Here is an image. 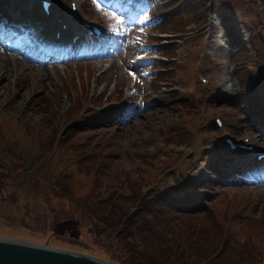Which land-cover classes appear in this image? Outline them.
Here are the masks:
<instances>
[{
	"label": "rangeland",
	"instance_id": "1",
	"mask_svg": "<svg viewBox=\"0 0 264 264\" xmlns=\"http://www.w3.org/2000/svg\"><path fill=\"white\" fill-rule=\"evenodd\" d=\"M70 1L53 0L48 19L71 17L80 29L97 23L100 40L43 60L0 39V238L116 262V242L94 232L76 199L85 205L139 183H193L223 135L264 151V127L243 104L264 105V0H163L154 12H168L164 27L139 11L144 0H72L74 11ZM9 2L41 12L39 0ZM225 17L246 45H227ZM159 55L170 58L162 64ZM238 167L249 175L205 183L202 203L220 230L216 247L228 239L237 264H264V173Z\"/></svg>",
	"mask_w": 264,
	"mask_h": 264
},
{
	"label": "trees",
	"instance_id": "2",
	"mask_svg": "<svg viewBox=\"0 0 264 264\" xmlns=\"http://www.w3.org/2000/svg\"><path fill=\"white\" fill-rule=\"evenodd\" d=\"M153 4L156 2L152 7ZM168 18L167 12L156 26L164 27ZM226 35L231 38L232 47L237 48L241 43L239 35L230 28H226ZM158 62L164 63L162 59ZM235 73L242 76L244 68L236 65ZM245 83V88L252 87V82ZM228 178V173L215 166L212 175L191 186L139 183L128 192L114 189L109 196H94L93 200L84 201L85 205L76 199V206L88 217L96 234L114 239L116 247L110 256L118 264H237L239 259L227 254L231 244L228 239L216 247L220 230L201 201L207 194L203 184Z\"/></svg>",
	"mask_w": 264,
	"mask_h": 264
},
{
	"label": "water",
	"instance_id": "3",
	"mask_svg": "<svg viewBox=\"0 0 264 264\" xmlns=\"http://www.w3.org/2000/svg\"><path fill=\"white\" fill-rule=\"evenodd\" d=\"M59 225L61 222L58 223ZM63 225V224H62ZM0 264H117L86 252L0 238Z\"/></svg>",
	"mask_w": 264,
	"mask_h": 264
},
{
	"label": "bare ground",
	"instance_id": "4",
	"mask_svg": "<svg viewBox=\"0 0 264 264\" xmlns=\"http://www.w3.org/2000/svg\"><path fill=\"white\" fill-rule=\"evenodd\" d=\"M20 2H21V1H20ZM12 4H13V3H12ZM19 6H20V5H19ZM55 6H56V5H55ZM24 7H25V6H24ZM12 8H14L15 11L17 10V8H16L15 5H13V6L11 7V9H12ZM26 8H27V7H26ZM138 9H139V8H138ZM57 15H58V13H57ZM42 36H43V37H51V35H42ZM102 40H103V39H102ZM105 42H106V40H105ZM85 43H86V42H85ZM92 44H93V43H92ZM105 45H107V44H105ZM87 46H88V45H87ZM80 47H81V46H80ZM18 49H19V48H18ZM1 50H3V49H1ZM82 50H83V49H82ZM19 52H20V51H19ZM12 53H13V52H12ZM28 53H29V52H28ZM28 55H29V54H28ZM101 55H102V54H101ZM32 56H33V55H32ZM9 57H10V56H9ZM21 58H22V57H21ZM52 59H53V58H52ZM52 59H51V60H52ZM27 61H28V60H27ZM31 65H32V64H31ZM31 65H30V66H31ZM52 65H53V64H52ZM30 66H29V67H30ZM24 67H25V66H24ZM254 144H255V143H254Z\"/></svg>",
	"mask_w": 264,
	"mask_h": 264
}]
</instances>
